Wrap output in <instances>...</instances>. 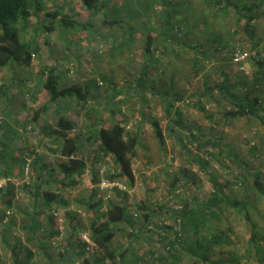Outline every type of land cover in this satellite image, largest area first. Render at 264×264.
Returning <instances> with one entry per match:
<instances>
[{
    "label": "rangeland",
    "instance_id": "obj_1",
    "mask_svg": "<svg viewBox=\"0 0 264 264\" xmlns=\"http://www.w3.org/2000/svg\"><path fill=\"white\" fill-rule=\"evenodd\" d=\"M231 1L239 6L252 5L253 12H260L251 36L244 29L246 12L228 7L215 16L209 0H97L95 12L86 10L80 0H42L44 10L17 25L20 40L38 46L39 51L29 67L13 64L0 71V140L4 163H14L12 174L5 179L15 186L14 209L0 223V264H13V251L19 259L29 256L30 264H96L92 260L99 252L90 240L89 229L94 217L88 207L92 191L97 194L95 200L102 201L99 214L109 202L117 204L123 199L127 209L139 217L138 206L146 205L150 211L165 208L158 217L173 226L174 216L167 210L181 208L175 196L187 201L205 197L213 191L211 176L228 182V188L240 197L256 176L264 185V119L227 118L224 112L232 108L225 97L210 99L202 94L206 87L215 88L223 75L231 83L238 78L247 85L252 83L257 67L248 59L242 67L233 64V49L264 55V1ZM55 9L66 11L75 24L63 27L55 19L50 21L51 31L43 33L41 26L48 25L45 13ZM105 18L122 22L109 25ZM150 29L156 49L146 57L144 38ZM44 68L55 69L59 87L81 86L86 91V103L69 99L48 103L46 92L39 87ZM142 72L148 89L127 98V90L138 84ZM156 90L181 97L175 100L172 116L181 115L183 124L197 133V140L177 125L169 128L164 101ZM258 93L263 106L258 112L264 117V90ZM199 103L205 112L199 110ZM75 112L79 117L75 118ZM60 114L78 123L71 133L79 135L86 167L82 176L64 183L56 167L57 161H64L56 153L57 139L46 136ZM150 119L157 120L163 131V148L155 139ZM113 120L122 121L126 131L138 135L137 153L132 159L134 184L130 186L123 178L118 181L121 188L102 190L99 182L115 168L109 158L100 162L94 159L97 143L87 141L86 129L92 124L110 126ZM9 153L16 159L19 155L25 164L11 161ZM93 176L98 184L93 183ZM174 178L178 181L173 186ZM44 191L59 195L49 208L40 204ZM256 197L260 212L251 213V217L264 253V218H260L264 216V193L257 192ZM225 219L232 226L230 252L216 249L204 264L217 260L215 264H236L235 259L238 264H259L261 257L255 258V247L248 243L250 224L233 214ZM139 225L135 223L133 229ZM166 234L173 239L171 233ZM142 236L134 245L135 255L142 257L147 249L155 251L154 257L160 255L156 232ZM112 242L114 247L125 244V234L116 232ZM84 243L85 252L78 255ZM87 244L91 246L87 248ZM181 264L193 262L184 257Z\"/></svg>",
    "mask_w": 264,
    "mask_h": 264
},
{
    "label": "trees",
    "instance_id": "obj_2",
    "mask_svg": "<svg viewBox=\"0 0 264 264\" xmlns=\"http://www.w3.org/2000/svg\"><path fill=\"white\" fill-rule=\"evenodd\" d=\"M80 1L86 10L91 12L98 11L95 7L98 3L97 0ZM209 3L215 16L220 12L225 13L228 7L236 9L238 13H248L244 15V19H246L244 29L249 36L253 34L254 24L260 12H253L252 5L239 6L232 3L231 0H209ZM42 10H44L42 0H0V71L13 64L25 68L30 66L32 55L34 56V53H37L39 48L38 46H33L32 43L20 40L17 25L19 23L25 24L33 14L38 15ZM44 19L47 20L46 24L48 25L41 26L43 33L51 31L52 26L50 21L53 22L55 19H59L63 27H71L75 24L66 15V11L60 13L57 9L52 13H45ZM104 22L111 25L113 23L120 24L122 20L105 18ZM189 48L193 47L190 46ZM155 49V38L150 29L144 38L143 53L148 57L152 55ZM248 61H252L257 67V72L254 75L252 83L247 85L243 78H238L236 82L231 83L228 76L223 75L222 81L215 88L210 89L206 87L204 93H202L203 97H210V99H213L215 95L225 97L232 108L224 112L227 118L235 119L239 117L257 116L260 119H264L258 112L263 111V106L260 103L261 95L258 92L264 90V82L262 80V75L264 74V55L254 52L249 55ZM242 74L244 75V73ZM141 76L143 79L139 77L138 84L129 91L127 90V98L138 95L148 89L144 80V72H142ZM59 86V77L56 75L54 68H44L40 71L39 87L46 92L48 103H56L59 100L65 99L74 100L75 103H81L82 105L86 103V91L81 86ZM2 88L0 87V89ZM156 92L162 98V101H164L163 110L165 117L168 118L169 128L171 124L177 125L190 131L192 139L197 140V133L183 124L179 113L177 114L179 115L178 117L172 116L175 100L181 97L171 94L168 91L160 92L156 90ZM4 94L5 91L2 92V96ZM197 107L201 112H205V108L203 105L201 106V103ZM74 115L75 118L76 116L79 117L78 112H75ZM37 116L38 113L34 115V118L37 119ZM150 123L159 146L161 148L165 147V137L158 121L150 119ZM77 124L73 120L60 114L56 118L54 128L50 129L48 131L49 133H46V136H52L57 139L56 153L64 159V161L60 160L56 163V167L64 177L62 180L63 183L71 180L74 176H82L86 169L85 163L82 160L79 135L71 133ZM92 127L93 129H91ZM170 130L173 132L172 130L174 129ZM86 132L89 134L87 141L94 139L95 143H97V151L95 152L94 159L100 162L104 158H109L115 168L114 173L106 175L107 179L105 178V180L118 182L124 178L132 186L134 184L132 159L136 156L137 146L139 144L137 133L126 131L123 122L119 120H113L110 126H105L100 123L94 127L92 124L90 128L86 129ZM92 133L94 136L91 135ZM2 146L0 140V176L7 178L12 174L11 170L14 163H11L12 165L10 163L9 165L4 163V147ZM250 149L252 151L256 150L255 147ZM15 157V155L9 153L11 161L13 159L19 160L20 163H17V165L25 164L19 155V159ZM31 166L33 168L34 163ZM210 179L213 191L203 198L198 199L194 197L193 201H187L175 196L181 204V208L178 210H167L174 216L175 225L173 226L164 224L158 217L166 210L165 208L160 207L155 211H150L146 205L138 206L137 210L142 213L139 217L136 212L127 209V205L123 199H120V203L117 204L115 202H109L104 211L99 214L102 201L95 200L97 194L95 191H92L88 200L89 209L94 211V217L89 225L91 232L90 240L93 242L95 251L97 250L99 252V256L95 257L92 262L96 264H105V262H109L110 264H181L183 258L186 257L187 259H191L193 264L209 263V258L216 249H226L228 250L227 252H230L229 249L233 245L231 236L232 226L229 222L227 223L225 221V218L228 214H233L240 216L244 222L250 224L248 243L255 247L253 251L255 258L261 257L259 264H264V260H262L264 255L262 243L257 242V233H259V230L251 217V213L260 212L257 206L258 198L256 197L257 192L264 193V185L259 181L260 177L256 176L253 183L245 185L244 195L242 197L228 188L230 186L228 182L223 183L218 181L214 176H211ZM172 181L174 186V182H177L178 179L174 178ZM46 182L49 183L51 181L46 180ZM98 182L99 180L96 176H93V183L98 184ZM244 182L248 183L247 179ZM241 184L244 185L243 181ZM36 187L40 188L39 185H36ZM38 188L35 189L36 195H39ZM40 195L41 206L48 208L59 199L58 194L50 191H44ZM14 196V184L9 182L3 189H0V223H3L7 212L14 209L12 205ZM60 201L63 200L60 199ZM260 218H264V216ZM137 222L140 225L138 229L134 230V224ZM149 231L156 232V235H158L156 244L160 248V255H155L154 257L155 251L147 249L143 256L139 257L135 255L134 245L143 237V234ZM116 232L125 234L126 243L114 247L112 239L115 237ZM166 233H171L173 239ZM84 250L85 243L84 246L82 244L81 250H77L78 255L84 254ZM230 259L232 261L234 260L232 258ZM30 260L31 258L29 256L24 259H19L13 251V264H30ZM217 261H213L212 264H215ZM219 262H222V260L220 259ZM233 262L238 264L236 259Z\"/></svg>",
    "mask_w": 264,
    "mask_h": 264
},
{
    "label": "built area",
    "instance_id": "obj_3",
    "mask_svg": "<svg viewBox=\"0 0 264 264\" xmlns=\"http://www.w3.org/2000/svg\"><path fill=\"white\" fill-rule=\"evenodd\" d=\"M231 61L233 64L238 65L242 67V64L248 59L249 53L240 48H235L231 52ZM33 56V55H32ZM118 182L115 181H107V180H102L99 183V188L102 190H107V189H114V188H121L120 185H118ZM7 185V180L5 178L0 179V189L4 188ZM86 241L89 243V240L86 238ZM91 246L90 244H87L86 247Z\"/></svg>",
    "mask_w": 264,
    "mask_h": 264
}]
</instances>
